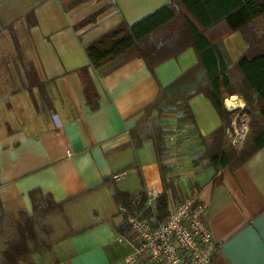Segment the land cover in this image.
<instances>
[{
    "label": "crops",
    "instance_id": "0c3cea01",
    "mask_svg": "<svg viewBox=\"0 0 264 264\" xmlns=\"http://www.w3.org/2000/svg\"><path fill=\"white\" fill-rule=\"evenodd\" d=\"M168 2L0 0V226L14 223L18 209L32 211L31 189L61 203L42 220L40 235L49 246L24 264H123L130 247L117 240L121 212L113 190H162L160 163L170 169L166 178L178 185V194L187 196L194 189L205 205L215 245L211 264H264V144L233 169L193 165L204 149L200 137L221 124L200 92L188 100L192 122L163 116L174 131L166 137L161 161L149 139L136 149L128 145L129 129L143 115L142 107L196 61L193 48L152 70L140 57L108 72L89 64L86 43L120 21L133 23ZM92 12L96 22L83 26ZM218 45L228 66L246 50L239 31ZM81 67L96 89L95 109L86 102ZM223 104L236 113L245 107L237 93ZM118 173L124 174L113 178Z\"/></svg>",
    "mask_w": 264,
    "mask_h": 264
},
{
    "label": "trees",
    "instance_id": "16d2710c",
    "mask_svg": "<svg viewBox=\"0 0 264 264\" xmlns=\"http://www.w3.org/2000/svg\"><path fill=\"white\" fill-rule=\"evenodd\" d=\"M96 16L95 12L87 14L81 24L96 22ZM234 31L242 34L246 50L228 66L218 44ZM187 47L193 48L196 61L161 86L156 97L142 107L143 115L129 129L128 145L136 149L149 139L161 161L167 152L166 137L174 131L163 116L174 114L177 122H192L188 100L201 92L211 101L221 124L209 135L200 137L204 149L192 160L193 165H199L200 169L236 168L264 144V0H169L133 23L120 21L86 43L84 50L91 66H105L108 72L134 57L142 58L152 70ZM78 71L86 102L95 109L98 97L88 70L81 67ZM235 93L245 102L238 117L249 115L248 131L240 150L233 148L225 137V129L238 109L226 110L223 100ZM160 167L163 189L155 199L153 214L157 222L168 215L170 198H183L182 192L178 194V185L166 178L168 166L160 163ZM29 195L32 211L17 210L13 233L3 240L0 248V264H22L34 252L49 246L47 237L40 235L45 230L42 220L61 203L37 188L31 189ZM112 195L117 208L123 206L131 213L140 212V217L149 214L144 206L146 189L130 193L115 187ZM119 230L125 233L126 225L120 222ZM3 233L0 226V235Z\"/></svg>",
    "mask_w": 264,
    "mask_h": 264
},
{
    "label": "built area",
    "instance_id": "2783aa9c",
    "mask_svg": "<svg viewBox=\"0 0 264 264\" xmlns=\"http://www.w3.org/2000/svg\"><path fill=\"white\" fill-rule=\"evenodd\" d=\"M248 117L235 113L227 138L231 146L240 150L248 130ZM124 173L114 174L118 179ZM161 192L157 188L146 189L145 208L149 214L140 217L123 206L121 224L127 231L117 235L119 242L129 245L130 251L123 258V264H211L215 245L207 225L205 205L197 200L194 189L182 199L168 200V215L162 221H155V199Z\"/></svg>",
    "mask_w": 264,
    "mask_h": 264
},
{
    "label": "rangeland",
    "instance_id": "374dc122",
    "mask_svg": "<svg viewBox=\"0 0 264 264\" xmlns=\"http://www.w3.org/2000/svg\"><path fill=\"white\" fill-rule=\"evenodd\" d=\"M126 171V175L129 173V169L127 170V169H125ZM135 175V172H131V176H134ZM136 175H135V177H134V182L136 181V183L138 182V180L136 179ZM133 178V177H132ZM122 182L121 181H119V183L117 182V184L119 185V184H121ZM120 186V185H119ZM134 186H138L137 184L136 185H134ZM130 188H132V187H130ZM2 228H3V230H4V233L2 234V235H0V248L3 246V240L6 238V237H9V236H11L12 235V233H13V230H14V224L12 223V222H7V224L5 225V226H2ZM22 264H24V262H22Z\"/></svg>",
    "mask_w": 264,
    "mask_h": 264
},
{
    "label": "bare ground",
    "instance_id": "6f19581e",
    "mask_svg": "<svg viewBox=\"0 0 264 264\" xmlns=\"http://www.w3.org/2000/svg\"><path fill=\"white\" fill-rule=\"evenodd\" d=\"M226 102H227V103H230V99H228Z\"/></svg>",
    "mask_w": 264,
    "mask_h": 264
}]
</instances>
